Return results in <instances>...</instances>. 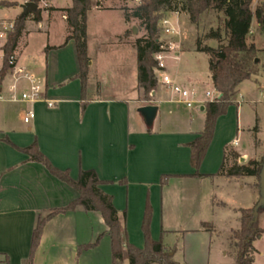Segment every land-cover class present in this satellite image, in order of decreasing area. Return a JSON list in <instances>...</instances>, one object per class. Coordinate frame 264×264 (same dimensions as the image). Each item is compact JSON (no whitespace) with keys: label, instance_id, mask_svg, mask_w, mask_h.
Listing matches in <instances>:
<instances>
[{"label":"crops","instance_id":"crops-1","mask_svg":"<svg viewBox=\"0 0 264 264\" xmlns=\"http://www.w3.org/2000/svg\"><path fill=\"white\" fill-rule=\"evenodd\" d=\"M93 1L100 2L101 7L95 5L91 10H119L124 18L119 0ZM56 2L58 6H55V0L39 4L38 8L42 9L40 21L35 19L33 12L28 13L15 50L18 64L40 77L45 98L53 101L54 106H49L46 101H0V264H112L108 227L99 212L86 211L82 207L57 214L49 220L33 261H28L39 217L68 205L79 196L75 189L52 175L45 165L30 161L27 153L17 149L35 142L54 166L68 170L75 179L82 169L96 171L106 182L100 188L113 197L119 217L123 218L126 213L124 221L129 241L135 246H145L143 221L149 203L151 236L155 241H162L179 264H236L233 233L241 227V210L254 208L260 198L259 178L226 176L218 172L231 151L239 155V163L249 160L262 163L264 97L245 98L240 92L243 82L238 86L240 100L236 99L228 113L218 118L214 138L199 169L200 175H196L188 145L204 130L203 76H197L194 71L180 74L170 70L166 60L173 58L180 67L182 63L190 66L192 60L188 53L202 52L181 49L177 53H168L165 58V71L175 83L197 92L200 100L194 105L198 107L197 111L178 102V95L161 82L147 101L139 80L137 49L132 44L133 39L129 38V23L125 21L117 42L131 47L136 53L134 75L137 83L130 82L126 88L128 96H108L105 87L93 83L96 81H93L94 58L87 25L90 66L87 96L83 100L76 43L71 39L60 47L70 33L63 9L71 7L73 2ZM1 13L15 20L22 14ZM171 16L175 25H182L184 14L173 13ZM57 21L62 29L58 42H42L39 56L25 55L35 32L50 34ZM33 22L36 26H30ZM47 46L57 48L46 51ZM4 62L5 54L0 51V93L8 95L12 77L4 72ZM205 76L212 84L209 66ZM18 87L21 92L29 87V83L21 81ZM84 101L87 103L85 111L82 110ZM150 104L159 109L152 125H147L139 108ZM247 106L251 107L253 117L246 111ZM30 109L36 113L35 119L25 123V113ZM240 136L246 139L245 145ZM233 161L229 156V163ZM163 177H166L164 185L161 183ZM218 218L225 221L224 226L220 227ZM258 224L264 229V211L259 215ZM99 236L101 240L97 247L80 250ZM221 236L225 239H220ZM263 240L264 234L254 242L258 251L254 264H264V248L258 245ZM215 243H220L216 250L221 260L212 255ZM226 243L231 246L228 250L223 248ZM124 264H129L128 260Z\"/></svg>","mask_w":264,"mask_h":264},{"label":"trees","instance_id":"trees-1","mask_svg":"<svg viewBox=\"0 0 264 264\" xmlns=\"http://www.w3.org/2000/svg\"><path fill=\"white\" fill-rule=\"evenodd\" d=\"M39 4L40 0H32ZM254 0H141V3L132 13L130 9L124 8V16L127 22L132 18L142 20L147 35L135 41L138 56L139 80L144 93L152 94L157 86L155 68L158 62L155 54L160 51L159 42V20L160 13L179 11L189 16L191 23H198L202 14L208 11L223 13V30H211L207 38L215 39L219 42L217 47L203 45L201 39H197L196 50L209 56V71L214 88L220 92L221 96L214 101L205 103V125L200 136L190 143L191 164L196 170V175H200L199 169L206 156L208 148L214 138L216 123L220 116L227 113L229 107L235 104V96L238 86L245 80L250 79L257 72L258 48L254 41H250V32L254 22L257 30L264 34V1L259 3L255 9L252 4ZM71 7L63 9L66 12L69 25V35L60 47H64L69 40L73 39L77 47L80 71L78 78L82 85V99L87 96L88 72L90 58L88 55V35L87 17L93 6L101 7L100 2L93 0H72ZM15 2L0 1V6L12 7ZM42 9L38 8L33 12L37 21L41 20ZM19 16L16 19L15 29L10 34L4 47L5 66L7 71L8 59L16 50L18 40L25 28L26 19ZM130 33V31H128ZM57 47H46V51ZM87 103L84 101L82 110L85 111ZM9 142V141H8ZM29 155L30 161L40 162L46 166L48 171L66 182L75 189L79 196L68 205L53 209L45 217L40 216L34 229L32 239V249L29 262L33 261L35 252L40 244L46 223L57 214L78 207L86 211L99 212L108 227V234L112 245V264H124L128 260L129 264H179L173 259V255L164 246L162 241H155L150 232L152 219L151 206L148 203L144 221L143 231L145 235V246L137 247L129 241L125 224L124 213L120 218L113 203V197L103 192L100 185L106 183L101 180L94 170L82 169L77 179L70 175L68 170H62L54 166L51 161L39 150L37 142L26 148H18ZM229 156L234 161L229 163ZM226 157L218 174L226 176H256L259 178L261 161L249 160L246 163H239V155L231 151ZM166 182V177L162 178V185ZM264 211V209H261ZM260 210V213H261ZM254 208L242 209L241 227L233 233L234 246L237 248L236 264H254L255 246L254 242L264 234V229L259 227L258 221H253ZM260 215V214H259ZM259 220V218H258ZM204 226L212 228V225L204 223ZM89 243L80 247V250L95 246Z\"/></svg>","mask_w":264,"mask_h":264},{"label":"rangeland","instance_id":"rangeland-1","mask_svg":"<svg viewBox=\"0 0 264 264\" xmlns=\"http://www.w3.org/2000/svg\"><path fill=\"white\" fill-rule=\"evenodd\" d=\"M56 1L59 0H55L54 3L55 6H58L59 3H57ZM262 1L264 0H254L252 4L253 9H255V7ZM119 3L122 10L126 7L131 10L130 13H132V11L139 5L134 0H119ZM22 4L23 3L18 1V4L12 6L11 8H1L0 10L3 12H11L13 15L17 13L21 14L23 12V9L21 8ZM180 13L185 15L182 18V25L178 26V29L180 31V36L172 38V40L178 42V48H176V53L179 52L181 49H184L186 51H195L197 39H201L203 45H209L213 47H217L219 45V42L217 40L207 38V34L211 30H217L218 28H221V30H223V21H224L223 13H218L214 11L205 12L202 14L199 22L196 24L191 23L189 16L186 13L183 12ZM164 15L165 13L163 12L160 13V17H163ZM125 21H126L125 16L123 18V16L121 15V11L119 10L106 9V10H101L100 12H97L96 10H90L88 12L87 25H89V39L91 45V53L94 58L93 81L96 80L93 83L103 86V88L105 87L104 90L105 89L107 90L106 94L108 96H113V95L128 96L129 91H127L126 88L130 85V82L134 81L135 83H137V77H135L134 75L135 69L137 67L135 62V58L137 59L136 53L134 51L132 52L131 47L123 46V45L121 46L119 45V42H117V40L120 37L119 34L124 30ZM128 23H129V31H130L129 38L133 39L132 44L135 46V41L138 38L146 37L147 32L144 25L142 24V20L140 19L132 18ZM32 25L36 26V23L33 22L30 24V26ZM60 26H61L60 21H57L56 23L53 24L50 34H47L46 32L43 31L35 32L33 37L30 39V45L27 47L24 54L26 55V53H31L35 56L36 55L39 56L41 53L40 48L42 42H51V43L58 42V40L62 35V29ZM256 27L257 26L255 22L251 29L253 32L252 33L250 32V41L256 42L258 48V54L256 58L259 60L256 66L257 72L250 79L243 81L240 87L241 88L240 92L242 93V95L245 96V98L249 97L255 99H263L264 97V34L259 32ZM159 36H161L160 31H159ZM187 56L192 60V62H190V66L186 63H182V66L180 67L173 58L166 60L167 65H169L170 67V70L173 69L174 71H178L180 74H190L192 71H194L197 76H203L201 78L202 80L201 88L203 94H205L206 91L208 90L211 91L212 89H215L213 88V85L209 83L210 79L208 78V76H205V74L208 72L209 56L205 53H196V54L188 53ZM154 71L157 78V83H159L160 73L156 70V68ZM145 99L147 101L151 100V94H146ZM236 99L240 100L239 93L235 96V100ZM192 109L197 111L198 107L195 106ZM246 111L253 117V114L250 113L251 111L250 106L246 109ZM246 122H248V120H246ZM240 140L242 142V145L246 144V139L240 136ZM258 185H259V181H258ZM261 213H263L262 210ZM222 220L221 218L220 219L218 218V224L220 225V227L224 226L225 224V221ZM220 239L224 240L225 238L224 236H221ZM100 240L95 246L89 248L97 247L100 243ZM233 241H235L234 237H233ZM217 243H215L216 245L213 248L214 250L212 255L214 257H216L217 255V259L221 260V256L217 253L216 250L217 247H220V243L219 244ZM258 245L264 248V240L262 244H258ZM230 247L231 246H229L226 243L223 248L225 250H228ZM257 253L258 251L255 252V256H257ZM101 255H103V253H101ZM97 259L99 261L104 260L100 258Z\"/></svg>","mask_w":264,"mask_h":264},{"label":"built area","instance_id":"built-area-1","mask_svg":"<svg viewBox=\"0 0 264 264\" xmlns=\"http://www.w3.org/2000/svg\"><path fill=\"white\" fill-rule=\"evenodd\" d=\"M7 2L20 1L21 3L33 2L32 0H3ZM45 0H40L43 3ZM138 4L141 0H134ZM38 4V5H39ZM179 14V11L167 12L163 17L160 18L158 26L161 32L159 37L160 51L155 54V59L158 62L156 70L160 73V82L171 89L173 93L178 95V102H183L188 108H193L195 103L200 101L197 98V92L194 90L182 87L181 85L175 83V81L170 77V75L165 71L166 64L165 58L168 53L175 52L178 48V42L172 40L173 37L180 36V31L178 25H175L171 14ZM16 20L10 19L2 15L0 10V51L4 53V47L8 41L10 34L15 29ZM253 31L251 30V33ZM7 72L12 77L11 84L8 85V95L0 93V101L9 102H30L36 103L39 101H46L49 106H54V102L45 98V87L40 79V77L28 69L21 67L18 64L16 52L14 51L8 59ZM2 73V68L0 67V76ZM21 81H27L29 87L21 92H19L18 84ZM221 96L220 92L216 89L211 91H206L205 99L201 100V104L205 105L208 101H214ZM36 113L33 109L28 110L24 116V122L30 123L35 119ZM237 145V140L235 141Z\"/></svg>","mask_w":264,"mask_h":264},{"label":"water","instance_id":"water-1","mask_svg":"<svg viewBox=\"0 0 264 264\" xmlns=\"http://www.w3.org/2000/svg\"><path fill=\"white\" fill-rule=\"evenodd\" d=\"M39 5L35 2H26L21 5V8L23 9V12L21 14L22 17L27 15L30 12H34L38 9ZM136 32V29H135ZM259 60L256 59V62ZM159 107L154 104L145 105L139 108V112L144 118V121L147 125H152L153 121L156 118L157 112ZM202 110H205V106L202 107ZM245 157H242L241 160H244ZM259 190H260V198L257 202V204L254 207L253 211V221L257 222L260 214V210L264 209V157L261 163V170L259 174Z\"/></svg>","mask_w":264,"mask_h":264}]
</instances>
